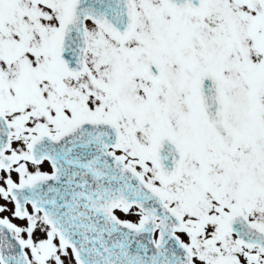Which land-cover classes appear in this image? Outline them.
Returning <instances> with one entry per match:
<instances>
[{"label":"snow or ice","instance_id":"6c2138e0","mask_svg":"<svg viewBox=\"0 0 264 264\" xmlns=\"http://www.w3.org/2000/svg\"><path fill=\"white\" fill-rule=\"evenodd\" d=\"M0 264H264V0H0Z\"/></svg>","mask_w":264,"mask_h":264}]
</instances>
